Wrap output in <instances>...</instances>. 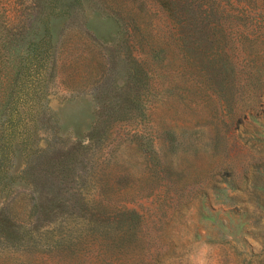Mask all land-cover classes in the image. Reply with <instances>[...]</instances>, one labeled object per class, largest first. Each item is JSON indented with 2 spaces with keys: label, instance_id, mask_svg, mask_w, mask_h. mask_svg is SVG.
<instances>
[{
  "label": "rangeland",
  "instance_id": "rangeland-1",
  "mask_svg": "<svg viewBox=\"0 0 264 264\" xmlns=\"http://www.w3.org/2000/svg\"><path fill=\"white\" fill-rule=\"evenodd\" d=\"M231 1L222 49L213 0H0V264H264V0Z\"/></svg>",
  "mask_w": 264,
  "mask_h": 264
},
{
  "label": "trees",
  "instance_id": "trees-1",
  "mask_svg": "<svg viewBox=\"0 0 264 264\" xmlns=\"http://www.w3.org/2000/svg\"><path fill=\"white\" fill-rule=\"evenodd\" d=\"M238 3L240 2L237 0ZM234 1L231 0H213L214 4H218L215 8L217 20L215 21L216 25V43L219 47L224 49V47L231 41L239 38L242 39L246 36V30L249 28L253 18L250 17V14L247 12L246 7H237L233 6ZM244 6V5H243ZM222 7V8H221ZM235 9L236 12H232ZM248 31V30H247ZM245 41V38L242 40ZM227 58H229L227 54ZM233 68V66L231 67ZM234 75V68L231 72V76ZM126 106V105H125ZM1 135V134H0ZM2 133V137H3ZM9 140H12L9 137Z\"/></svg>",
  "mask_w": 264,
  "mask_h": 264
}]
</instances>
